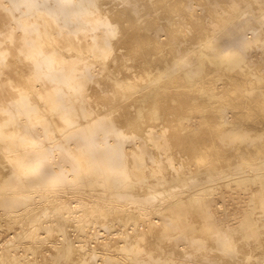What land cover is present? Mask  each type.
Masks as SVG:
<instances>
[{
	"label": "bare ground",
	"instance_id": "obj_1",
	"mask_svg": "<svg viewBox=\"0 0 264 264\" xmlns=\"http://www.w3.org/2000/svg\"><path fill=\"white\" fill-rule=\"evenodd\" d=\"M0 264H264V0H0Z\"/></svg>",
	"mask_w": 264,
	"mask_h": 264
}]
</instances>
